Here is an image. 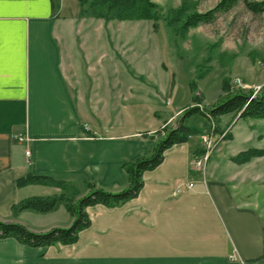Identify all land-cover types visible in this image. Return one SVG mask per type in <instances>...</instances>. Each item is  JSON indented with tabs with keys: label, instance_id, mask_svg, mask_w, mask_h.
<instances>
[{
	"label": "crops",
	"instance_id": "crops-1",
	"mask_svg": "<svg viewBox=\"0 0 264 264\" xmlns=\"http://www.w3.org/2000/svg\"><path fill=\"white\" fill-rule=\"evenodd\" d=\"M20 3L0 0V219L6 221L19 202L62 193L19 186L29 176L125 188L124 165L150 155L158 133L186 107L145 111L114 68L111 28L75 24L78 0ZM200 134L166 151L164 162L144 174L136 199L89 208L91 226L75 244L35 249L3 239L0 264H264V186L247 182L231 161L236 153L221 145L195 174L190 162L202 154ZM22 136L27 140L20 142ZM64 210L61 219L54 217L58 210L20 215L67 227L73 220Z\"/></svg>",
	"mask_w": 264,
	"mask_h": 264
},
{
	"label": "rangeland",
	"instance_id": "rangeland-1",
	"mask_svg": "<svg viewBox=\"0 0 264 264\" xmlns=\"http://www.w3.org/2000/svg\"><path fill=\"white\" fill-rule=\"evenodd\" d=\"M152 1L159 6L157 28L154 21L95 19L82 8L81 16L75 22L111 28L114 68L125 74L126 88L131 95L138 96L137 102L145 111L163 112L186 106L184 111L193 105L195 97L203 107L212 106L226 95L224 80L229 81L233 90L255 93L261 90L264 86V14L252 13L241 2L230 12L219 14L214 22L191 29L182 36L175 33L165 19L173 10L186 3L187 7L206 12L220 0ZM171 85L172 88L176 85L173 93ZM178 118L171 126L163 128L162 135L166 128L176 127ZM188 124L197 131L192 135V143L200 133V137L205 135L218 141L213 153L221 146L228 154L236 153L235 156L251 149H264V120H242L230 115L211 124L196 115ZM240 166L247 182L264 186V156ZM236 173L238 177L239 173ZM57 210L54 217L61 219L62 213L66 217L63 206ZM34 215L18 214L8 221L20 223L34 232L57 227H49L50 219Z\"/></svg>",
	"mask_w": 264,
	"mask_h": 264
},
{
	"label": "trees",
	"instance_id": "trees-1",
	"mask_svg": "<svg viewBox=\"0 0 264 264\" xmlns=\"http://www.w3.org/2000/svg\"><path fill=\"white\" fill-rule=\"evenodd\" d=\"M78 2L81 8L87 9L95 19L154 21L155 28L158 27L159 6L152 0H78ZM241 2L252 13L264 14V0H220L214 8L206 12L187 7L185 3L173 10L165 19L175 33L185 36L191 29L214 22L219 14L230 12ZM223 89L226 95L209 107H203L195 97L193 105L185 109L178 118L176 127L166 128L164 135L158 133V140L150 155L126 163L124 169L128 175V184L123 189L113 191L99 186L96 182L78 186L44 176H29L19 180V186L49 185L60 188L62 193L58 196L23 200L12 207L13 215L23 212L49 214L64 206L73 221L67 227L34 232L20 223L0 219V240L15 239L20 244L35 249L73 245L79 240L80 234L91 226V218L87 211L89 208L98 205L113 208L139 196L144 187V174L157 169L164 162L167 150L188 142L189 138L197 133L188 124L192 117L200 115L211 124L228 115H234L242 120H264V86L258 93L244 89L233 90L229 87V81L224 80ZM262 156L264 149H251L231 160L242 165Z\"/></svg>",
	"mask_w": 264,
	"mask_h": 264
},
{
	"label": "built area",
	"instance_id": "built-area-1",
	"mask_svg": "<svg viewBox=\"0 0 264 264\" xmlns=\"http://www.w3.org/2000/svg\"><path fill=\"white\" fill-rule=\"evenodd\" d=\"M164 135V132H163ZM201 144H202V154L198 157H195L191 160L190 166L193 170L199 171V172H204L205 168L213 154V150L215 148V145L217 144V140L213 139L209 136L201 135ZM20 142H24L27 139L25 137H19L18 139ZM27 156L30 157L31 153L28 151ZM189 188L192 187V184L188 185Z\"/></svg>",
	"mask_w": 264,
	"mask_h": 264
},
{
	"label": "snow or ice",
	"instance_id": "snow-or-ice-1",
	"mask_svg": "<svg viewBox=\"0 0 264 264\" xmlns=\"http://www.w3.org/2000/svg\"><path fill=\"white\" fill-rule=\"evenodd\" d=\"M18 6L23 7V0H21V3Z\"/></svg>",
	"mask_w": 264,
	"mask_h": 264
}]
</instances>
